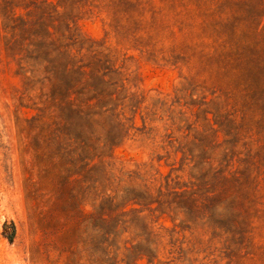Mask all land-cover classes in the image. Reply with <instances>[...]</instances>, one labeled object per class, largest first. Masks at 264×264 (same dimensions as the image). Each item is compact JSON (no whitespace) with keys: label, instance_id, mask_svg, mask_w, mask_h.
Masks as SVG:
<instances>
[{"label":"rangeland","instance_id":"374dc122","mask_svg":"<svg viewBox=\"0 0 264 264\" xmlns=\"http://www.w3.org/2000/svg\"><path fill=\"white\" fill-rule=\"evenodd\" d=\"M0 264H264V0H0Z\"/></svg>","mask_w":264,"mask_h":264}]
</instances>
